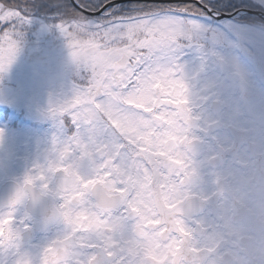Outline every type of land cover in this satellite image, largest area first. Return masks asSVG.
I'll return each mask as SVG.
<instances>
[{
	"label": "clouds",
	"instance_id": "1",
	"mask_svg": "<svg viewBox=\"0 0 264 264\" xmlns=\"http://www.w3.org/2000/svg\"><path fill=\"white\" fill-rule=\"evenodd\" d=\"M236 22L239 33L227 30L226 39L195 49L193 73L184 67L188 117L175 145L183 166L169 189L150 192L128 212L117 210L120 197L108 185L90 183L85 215L76 194L99 165H61L54 134L46 162L27 170L0 202V264H88L93 256L108 264L109 251L124 264H264V20ZM93 47L91 29L73 24L29 50L32 78L46 93L38 119L61 127ZM22 49L19 34L14 50L0 57V77ZM4 138L0 129V148ZM36 167L48 171L47 179L28 182ZM37 229L46 240L34 252L26 236ZM93 245L102 247L90 251Z\"/></svg>",
	"mask_w": 264,
	"mask_h": 264
},
{
	"label": "snow or ice",
	"instance_id": "2",
	"mask_svg": "<svg viewBox=\"0 0 264 264\" xmlns=\"http://www.w3.org/2000/svg\"><path fill=\"white\" fill-rule=\"evenodd\" d=\"M39 7L55 12L56 28L83 24L93 37L89 69L64 109L61 131L66 126L70 134L55 143L61 165H99L76 194L85 215L90 183L108 185L120 197L117 210L128 212L150 192L169 189L183 166L175 145L188 117L185 53L225 33L226 20H264V7L251 0H40ZM256 7L261 10L252 11ZM26 22L20 8L0 3V57L14 50ZM41 177L47 179L48 171L36 167L27 179L39 183ZM178 231L187 234L182 225ZM106 255L108 264H124L110 251ZM98 261L93 256L88 264Z\"/></svg>",
	"mask_w": 264,
	"mask_h": 264
},
{
	"label": "rangeland",
	"instance_id": "3",
	"mask_svg": "<svg viewBox=\"0 0 264 264\" xmlns=\"http://www.w3.org/2000/svg\"><path fill=\"white\" fill-rule=\"evenodd\" d=\"M54 17L49 15L50 19ZM50 26L55 28L53 33H50ZM41 28H43L42 33L38 34L40 38L42 34L53 36L56 31L52 23ZM40 38L29 42L21 52L18 63L9 67L3 77H0V129L5 130L4 146L0 148V160H3V166L0 167V183L14 174L15 172L12 173V171L15 168L27 171L37 163H45L46 156L42 154L49 155L54 134L59 139L70 134L66 126L61 131V127L58 128L52 120L38 119L35 116V109L44 103L46 93L32 78L31 70L35 65L28 53L30 49L43 45L44 41ZM220 38V36H209L207 41L211 42ZM189 53L191 57H197L195 50H190L185 53L183 60ZM184 66L188 73L194 69L190 63ZM18 174L22 173L18 172ZM3 259V256H0V262Z\"/></svg>",
	"mask_w": 264,
	"mask_h": 264
},
{
	"label": "trees",
	"instance_id": "4",
	"mask_svg": "<svg viewBox=\"0 0 264 264\" xmlns=\"http://www.w3.org/2000/svg\"><path fill=\"white\" fill-rule=\"evenodd\" d=\"M0 3H4L9 7H18L28 18L29 22L24 23L20 28V38L23 45V49L29 42L34 39L40 38L38 34H41L42 26L52 23L55 24L56 14L54 11H48L39 7L40 0H0ZM49 15H54L53 19L49 18ZM50 33H53V30ZM38 35V37H37ZM52 35H43L40 39H43L44 43L51 40ZM22 49V51H23Z\"/></svg>",
	"mask_w": 264,
	"mask_h": 264
},
{
	"label": "flooded vegetation",
	"instance_id": "5",
	"mask_svg": "<svg viewBox=\"0 0 264 264\" xmlns=\"http://www.w3.org/2000/svg\"><path fill=\"white\" fill-rule=\"evenodd\" d=\"M251 2L253 3V0H251ZM261 2H264V0H261ZM260 10L261 9L259 7H256V8L252 9V11H260ZM245 14L246 13L243 10H241L240 13H239V15H245ZM237 20H238V17H237ZM237 20H226L223 23L225 24V26L228 28L229 31L235 32V33H239V31L242 28V25L237 23L236 22ZM253 20L256 21V20H259V19L253 17ZM52 28L53 27L50 26L49 29L52 31ZM224 34L225 33H223V35H222V33H221L220 37L226 39V36ZM183 61H184V64L190 63V64H192L194 66V69L191 72V73H193L195 71L196 66H197L198 57H191L190 53H189L188 56ZM38 155H40V154H38ZM42 155L47 157V153H44ZM18 172H21L22 174L20 175V174H18ZM25 172L26 171H24V170H16V168L12 171V173H14V174L9 176V178H8V180L9 179H13L14 182H15L14 186L12 187V191H13V188L15 187L16 181L19 180L20 178H22L23 175L25 174ZM26 239L28 241H30V247L32 248V251L36 252L45 243L46 237L42 233H40L39 230L37 229V231L34 232L33 234L27 235Z\"/></svg>",
	"mask_w": 264,
	"mask_h": 264
},
{
	"label": "bare ground",
	"instance_id": "6",
	"mask_svg": "<svg viewBox=\"0 0 264 264\" xmlns=\"http://www.w3.org/2000/svg\"><path fill=\"white\" fill-rule=\"evenodd\" d=\"M41 153H43V152H41ZM44 154V153H43ZM46 155V154H45ZM4 181H2L1 183H0V185L3 183ZM8 182H14V180L13 179H10V180H8ZM11 194V191H9V192H4V191H0V200H6L8 197H9V195Z\"/></svg>",
	"mask_w": 264,
	"mask_h": 264
},
{
	"label": "water",
	"instance_id": "7",
	"mask_svg": "<svg viewBox=\"0 0 264 264\" xmlns=\"http://www.w3.org/2000/svg\"><path fill=\"white\" fill-rule=\"evenodd\" d=\"M2 191H4V192H9V188H8V186L2 188Z\"/></svg>",
	"mask_w": 264,
	"mask_h": 264
}]
</instances>
